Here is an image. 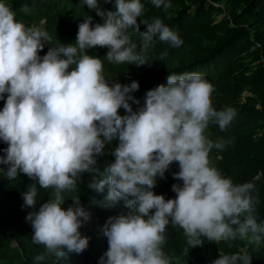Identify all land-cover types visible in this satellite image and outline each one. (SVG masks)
<instances>
[{
    "label": "clouds",
    "instance_id": "1",
    "mask_svg": "<svg viewBox=\"0 0 264 264\" xmlns=\"http://www.w3.org/2000/svg\"><path fill=\"white\" fill-rule=\"evenodd\" d=\"M82 3L104 23L93 28L88 16L79 24L75 43L41 57L47 32L17 21L16 13L0 0V99L8 93L0 111V140L9 145L0 164L9 166V180L22 172L36 181L23 193L27 207L37 203V185L53 189L49 201L27 216L33 243L44 247L36 261L87 248L88 238L80 231L85 216L80 198L72 197L74 206L65 210L63 193L76 190L81 173L97 171L96 156L104 147L101 136L110 140L114 135L119 140L115 161L105 179L89 186L103 191L107 185L111 202L133 199L127 201L129 214L113 217L105 226V264H170L162 250L170 220L184 230L192 249L205 238L231 242L249 238V233L250 242L259 244L264 222L258 223L254 215L259 203L252 194L254 184H234L210 161V152L223 150L228 142L210 139L209 124L224 131L235 116L232 108L213 107V85L201 73H172L166 86L149 90L144 106L133 111L130 101H140L131 93L139 82L110 85L102 59L86 54L90 48L108 47L109 63L144 65L154 37L174 48L183 40L158 17L151 23L142 20L147 30L141 32V0H115L114 11L101 9L99 0ZM152 4L165 11L171 7L166 0ZM21 10L28 12L27 5ZM133 28L142 38L139 46L131 40ZM121 108L129 114L121 116ZM173 162L179 163L175 178L183 186L173 185L177 197L165 199L152 189ZM241 213L247 214L244 223L238 218ZM213 264H252V257L246 250L221 252Z\"/></svg>",
    "mask_w": 264,
    "mask_h": 264
},
{
    "label": "trees",
    "instance_id": "2",
    "mask_svg": "<svg viewBox=\"0 0 264 264\" xmlns=\"http://www.w3.org/2000/svg\"><path fill=\"white\" fill-rule=\"evenodd\" d=\"M16 13V20L28 27L46 31L44 49L39 52L43 57L49 50H59L62 46L75 43L79 24L90 16L92 27L104 20L82 3V0H4ZM171 7L166 11L157 8L152 0H141L143 15L138 18L140 31L147 30L142 20L152 22L160 18L183 40L180 47H172L157 37L146 53L144 65L128 63H109L106 56L108 47H95L86 54L103 61L104 75L110 85L120 83L130 85L139 82V89L131 93L137 100L130 101L133 111L145 104L149 90L167 85V77L172 73H201L213 87L212 105L216 110L232 108L234 119L226 130L210 123L206 135L216 141L228 142L223 150L210 152L212 166L234 184L253 183L258 198L254 215L257 222H264V0H166ZM100 7L106 11L115 10V0L105 3L99 0ZM27 5L28 12L21 9ZM129 31H134L129 29ZM131 40L138 46L142 43L139 33L131 32ZM167 53L161 60L162 54ZM73 68L75 66H72ZM69 70H72L71 68ZM8 93L0 99L3 110ZM121 116L128 115L124 108L119 109ZM104 140L102 153L96 156L94 166L97 171L83 172L77 182L76 190L63 193L67 210L74 206L72 197L80 198V207L85 216L80 229L82 236L88 238L87 248L80 253L66 252L63 257H51L36 261L44 251L42 245L33 243V228L27 216L51 198L53 189L38 187L35 207L25 206L23 193L36 181L26 174L19 173L9 180L5 173L8 165L0 164V264H105L108 239L105 226L113 217L129 214L132 209L127 201L132 197L120 198L115 202L106 199L109 187L103 191L90 187L105 179L107 168L115 161L114 151L119 145L118 136ZM9 145L0 140V156L6 157ZM180 171L178 162H173L164 178H157V186L152 189L156 195L165 199H175L177 193L173 185L183 186V181L175 178ZM155 209L150 214H154ZM247 214H239L241 223ZM239 225H234L238 227ZM251 233H249V238ZM249 238H238L231 242H213L206 238L202 246L191 248L187 244L184 230L171 223L166 229V241L162 245L170 264H213L220 253L234 254L246 250L252 257V264H264V240L259 244ZM231 244V246H229Z\"/></svg>",
    "mask_w": 264,
    "mask_h": 264
}]
</instances>
